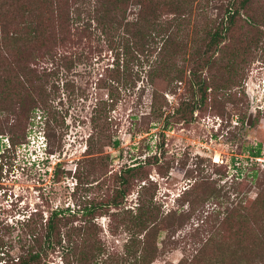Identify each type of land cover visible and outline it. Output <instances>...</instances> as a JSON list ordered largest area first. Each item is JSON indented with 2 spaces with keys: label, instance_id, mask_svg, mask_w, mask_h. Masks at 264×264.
<instances>
[{
  "label": "rangeland",
  "instance_id": "rangeland-1",
  "mask_svg": "<svg viewBox=\"0 0 264 264\" xmlns=\"http://www.w3.org/2000/svg\"><path fill=\"white\" fill-rule=\"evenodd\" d=\"M216 4L214 0H189L184 11L191 10L190 15L178 26L170 24V61L183 75L166 87L159 79L147 87L142 72L138 80L131 79L126 85L110 81L117 53L118 64L126 58L121 49L109 48L94 34L80 40L78 35H70L68 45L76 47L74 42H78L82 58L67 74L66 83L73 85L62 86L65 79H61L56 96L45 100L56 111L57 120L48 143L40 110L44 103L38 96L5 98L0 92V219L10 223L35 207L73 208L85 200L105 198L116 188L121 168L154 154L159 159L130 180L124 208L134 207L137 189L143 183L160 215L169 210L184 214L194 196L195 212L216 208L219 201L218 207L223 209L236 194L253 198L259 188L250 180L251 171L257 181L264 179V34L260 29L243 17L236 20L228 47L218 51L215 64L201 73L210 88L192 112L186 111L188 108L184 112L190 97L186 83L189 56L200 48L209 20L218 15ZM249 8L260 20L264 0H251ZM131 69L133 73L136 66ZM99 78L103 86H98ZM34 84L36 93L42 91L39 82ZM98 105L102 111L94 129L92 111ZM152 108L154 113L149 112ZM176 108L183 112L182 118L174 116ZM249 111L252 119L246 126ZM114 141L117 145L113 146ZM257 144L258 158L247 152ZM144 175L147 179L138 177ZM262 189L264 193V185ZM194 221L192 215L177 226L167 221L161 225L150 264H178L182 256H189L193 244L186 231ZM94 222L105 246L102 256L92 264H119L111 263L109 256L121 252L124 230L119 225L118 232L110 234L107 215L97 216ZM225 234L224 245L232 241L230 231ZM259 238L257 230L248 231V264H264V242ZM47 264L63 263L53 257Z\"/></svg>",
  "mask_w": 264,
  "mask_h": 264
},
{
  "label": "trees",
  "instance_id": "trees-1",
  "mask_svg": "<svg viewBox=\"0 0 264 264\" xmlns=\"http://www.w3.org/2000/svg\"><path fill=\"white\" fill-rule=\"evenodd\" d=\"M187 1L0 0V81L3 87L0 92L5 98L20 95L34 99L38 96L37 100L44 103L40 110L43 134L48 143L57 120L56 111L45 100L56 96L61 79H65L62 86L73 85L66 83V77L73 64L82 58V52L77 51L78 42H74L76 47L68 45L69 36L78 35L80 40L91 34L105 40L109 48L121 49L126 57L118 64L117 53L115 73L107 75L110 81L126 85L131 79L138 80L142 72L147 87H152L157 79L165 87L170 86L173 80H181L183 70L174 67L170 61L168 49L172 37L169 26L182 24L183 18L190 15L191 10L184 11ZM214 2L219 13L213 19L209 18L205 39L189 56L186 83L190 97L184 103V112L185 108L192 112L202 102L205 90L210 88L201 73L215 64L218 51L228 47L230 32L237 19L243 17L264 34V15L259 20L251 13V0ZM131 14L133 16L128 18ZM131 66H136L133 73ZM143 66L146 68L142 71ZM171 71L173 75H170ZM98 80V86H103L104 81ZM34 81L39 82L42 91L36 93ZM109 98H112L111 93ZM153 99L152 88L151 101ZM101 109L98 105L92 111L94 129L100 120ZM152 109L150 113H154ZM173 112L174 116L179 114L182 118L181 110L176 108ZM161 126L165 128L166 123ZM247 152L257 157L259 145L248 148ZM158 159V154H154L135 165L121 168L117 173L116 188L105 198L85 200L73 208L60 205L41 210L35 207L25 210L20 218L10 223L0 219V264H47L53 257H58L63 264H92L102 256L105 246L94 222L101 215L110 218V234H116L121 225L120 230L126 235L121 252L109 256L111 263L150 264L157 250L154 239L160 226L166 221L170 226H177L183 218L193 215L195 221L186 231V238L193 244L192 250L189 256H182L178 264H248V231L257 230L259 242H264V179L257 181L255 172L251 171L250 180L259 192L251 199L236 194L223 209L218 207L219 201L216 208L195 212L193 206L197 200L194 196L189 199L190 207L184 214L169 210L160 215L158 209L153 208L144 183L139 184L137 203L132 211L124 208L123 199L130 180L145 173L144 167ZM138 177L147 179L145 175ZM227 231H230L232 241L224 245Z\"/></svg>",
  "mask_w": 264,
  "mask_h": 264
},
{
  "label": "water",
  "instance_id": "water-1",
  "mask_svg": "<svg viewBox=\"0 0 264 264\" xmlns=\"http://www.w3.org/2000/svg\"><path fill=\"white\" fill-rule=\"evenodd\" d=\"M251 119H252V113H251V111H249L247 113L246 119L244 121V123H245L246 126H249L250 125Z\"/></svg>",
  "mask_w": 264,
  "mask_h": 264
},
{
  "label": "built area",
  "instance_id": "built-area-1",
  "mask_svg": "<svg viewBox=\"0 0 264 264\" xmlns=\"http://www.w3.org/2000/svg\"><path fill=\"white\" fill-rule=\"evenodd\" d=\"M258 158V157H257Z\"/></svg>",
  "mask_w": 264,
  "mask_h": 264
}]
</instances>
